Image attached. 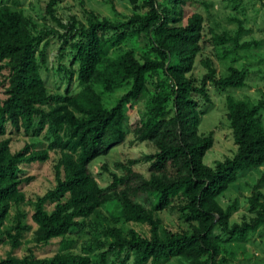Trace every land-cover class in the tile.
<instances>
[{"label":"trees","instance_id":"1","mask_svg":"<svg viewBox=\"0 0 264 264\" xmlns=\"http://www.w3.org/2000/svg\"><path fill=\"white\" fill-rule=\"evenodd\" d=\"M167 1L169 7H161L157 0H127L131 13L119 21L92 11L77 26L71 19L59 36L58 51L67 47L72 52L69 66L75 69L63 71L67 87L56 95H48L39 74L44 65L43 34L35 32L34 23L16 2L0 3V247L9 248L0 264H127L130 257L133 264H160L167 259H177L178 264H225L226 259L219 257L220 245L242 240L257 228L264 231V203L257 191L264 172L247 199L249 220L229 226L232 205L221 209L216 202L238 172L264 163V128L258 119L264 103L224 96L235 151L207 167L202 158L212 139L198 134L196 98L208 101L207 83L219 92L242 88L246 75L228 67L224 77H215L212 62L204 59L198 62L205 70L198 83L191 77L204 43L231 45L230 50L218 51L221 61L257 42L239 43L236 35L226 33L212 34L206 41L202 16L184 8L189 0ZM55 4L56 0H49L41 11L58 23ZM129 41L145 47L140 60L132 50L112 56ZM73 77L78 89L71 93ZM124 87L113 106L105 108L101 95ZM136 103H144L145 110L129 125L126 111ZM43 131L51 138L45 149L27 143L11 149L10 137H36ZM128 135L132 144H142L146 151L125 164L118 163L121 174H110L109 184L98 186L90 162L121 145ZM50 151L58 153L52 166L54 185L27 202L22 186L33 178L24 177L21 168L45 162ZM140 164L144 172L135 168ZM28 205L30 213L22 209ZM103 206L113 208L126 223L146 225L148 235L133 230L124 235L118 228L106 227L101 241L84 248L85 252L97 249L92 257L60 250L35 256V251L54 244L65 247L67 236ZM168 208H176L188 231L160 229L155 214ZM32 228L31 248L16 257L13 251L21 247L22 234ZM216 228L224 238L211 236Z\"/></svg>","mask_w":264,"mask_h":264},{"label":"rangeland","instance_id":"2","mask_svg":"<svg viewBox=\"0 0 264 264\" xmlns=\"http://www.w3.org/2000/svg\"><path fill=\"white\" fill-rule=\"evenodd\" d=\"M49 0H0L1 4L17 3V8L27 16L35 25V32L42 33L43 42L40 49L44 53V65L39 67V74L44 82L48 95L62 94L67 87V76L63 75L66 69H75V66H69L71 53L66 47L61 52L58 51L60 39L59 36L64 34L71 19H74L76 26L84 23L87 11L97 13L101 17L108 18L112 21H119L121 17H127L131 13V8L127 0H56L53 7V13L60 25L43 14L41 8ZM160 6L169 7V1L157 0ZM195 2H198L196 4ZM205 3L206 8L200 4ZM200 4V5H199ZM112 7L115 9L113 13ZM188 13L196 12L202 16V33L207 41L212 34H227L235 36L239 43L244 41H255L256 46L247 50H235L227 59L218 60V56L223 48L230 50L231 45L214 46L212 43H204L194 60V66L191 71V77L195 84L205 70L198 64L199 61L209 59L216 70L215 77H224L228 67H233L245 72L244 86L242 88H226L219 92L210 83H207L205 91L208 101L196 98L197 109L199 110L200 119L197 131L200 136L210 135L212 146L206 151L202 158L203 165L212 167L215 161H220L225 157H231L235 147L231 140L230 131L227 128L225 118L224 96L229 95L234 99L246 100L250 103L262 101L264 103V0H189L184 5ZM63 27V28H62ZM46 43V46L43 45ZM132 50L135 58L140 60L141 55L146 51L142 42H126L118 50L112 53V56L123 51ZM159 78V77H158ZM155 78L152 79V82ZM151 79L148 80V89L151 91ZM70 92L77 91V83L73 77L70 82ZM127 87L118 89L114 92L103 93L101 95L102 103L105 108L113 106L116 99L121 96ZM1 98V95H0ZM145 110L144 103H136L126 111V123L131 124L139 117V114ZM264 128V109L258 114ZM11 138V149L17 150L24 143L34 145V149H45L51 141L50 136L43 131L39 136L33 137L31 134L23 137ZM131 136L128 135L126 140L119 146L110 149L105 155L99 156L92 160L89 169L95 177L98 186L105 187L110 182V174L120 175L121 169L116 165L125 164L129 159L140 157L146 151L142 145L132 144ZM58 158L57 152H48V159L42 163H31L22 166L23 176L32 177L33 179L27 185L22 186L27 202H33L36 197L42 196L47 190L54 185L52 166ZM135 168L144 172V165H136ZM264 172V163L259 167L238 172L236 180L230 183L227 189L221 193L216 202L221 209L232 205V213L228 219V225L239 224L242 220H249L251 214L247 199L252 193V187ZM257 191L262 195L261 201L264 203V181L258 185ZM176 204L173 201V206ZM51 207L47 208L49 211ZM27 213L31 212V207L23 206ZM176 209V208H175ZM175 209L168 208L158 212L155 216L160 221V229L169 231H188L187 224L184 223L179 213ZM85 225L72 231L67 236L66 246L58 248L54 244L50 248L41 251H35L36 257L49 256L55 251L68 252L72 254L87 253L90 257L94 256L97 249L92 248L90 252H85L84 248L91 245L94 241H101V231L106 227H115L121 230L125 235L129 230L147 236L148 227L146 225L126 223L117 217L113 208L103 206L99 208L96 216H91L89 220H84ZM30 224L29 219L26 221ZM32 230L22 234V245L19 249L13 251L16 257H21L31 248ZM219 235L224 238L219 230H213L211 236ZM9 250L7 245L0 247V259L4 258ZM219 257L226 259L225 264H264V231L257 228L254 232H247L242 240H230L229 243L220 245ZM111 259V257H110ZM127 264H133L132 257ZM160 264H178L177 259H167Z\"/></svg>","mask_w":264,"mask_h":264}]
</instances>
